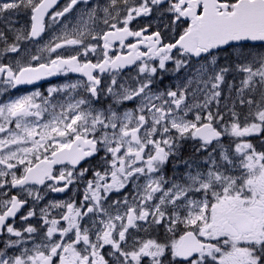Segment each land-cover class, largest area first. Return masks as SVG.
Segmentation results:
<instances>
[{
	"label": "snow or ice",
	"instance_id": "snow-or-ice-1",
	"mask_svg": "<svg viewBox=\"0 0 264 264\" xmlns=\"http://www.w3.org/2000/svg\"><path fill=\"white\" fill-rule=\"evenodd\" d=\"M58 2L0 0V264H264V0Z\"/></svg>",
	"mask_w": 264,
	"mask_h": 264
},
{
	"label": "flooded vegetation",
	"instance_id": "flooded-vegetation-1",
	"mask_svg": "<svg viewBox=\"0 0 264 264\" xmlns=\"http://www.w3.org/2000/svg\"><path fill=\"white\" fill-rule=\"evenodd\" d=\"M66 3V0H61L57 7L60 8V7H63V5ZM135 23V22H134ZM52 80L53 83H62L63 82V79L62 77H53V78H50ZM73 79H75V75L73 74ZM35 87H39L41 91L45 90L47 87H48V82L47 81H39L38 84L36 86H22V89H25L27 91H31V90H34ZM15 91V90H14ZM17 94H21V93H17ZM187 151H191V146H187ZM59 167V166H57Z\"/></svg>",
	"mask_w": 264,
	"mask_h": 264
}]
</instances>
